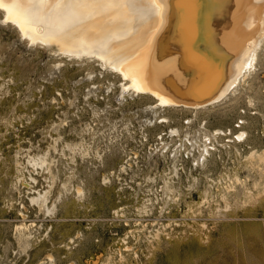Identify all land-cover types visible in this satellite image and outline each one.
<instances>
[{"label":"rangeland","instance_id":"rangeland-1","mask_svg":"<svg viewBox=\"0 0 264 264\" xmlns=\"http://www.w3.org/2000/svg\"><path fill=\"white\" fill-rule=\"evenodd\" d=\"M262 46L194 110L124 92L0 16V264H264Z\"/></svg>","mask_w":264,"mask_h":264},{"label":"bare ground","instance_id":"bare-ground-1","mask_svg":"<svg viewBox=\"0 0 264 264\" xmlns=\"http://www.w3.org/2000/svg\"><path fill=\"white\" fill-rule=\"evenodd\" d=\"M0 16L31 45L119 75L124 92L194 110L226 99L264 43V0H0Z\"/></svg>","mask_w":264,"mask_h":264}]
</instances>
